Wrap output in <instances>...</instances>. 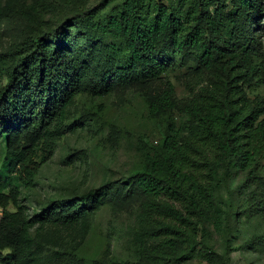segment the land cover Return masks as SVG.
<instances>
[{"label": "trees", "instance_id": "trees-1", "mask_svg": "<svg viewBox=\"0 0 264 264\" xmlns=\"http://www.w3.org/2000/svg\"><path fill=\"white\" fill-rule=\"evenodd\" d=\"M61 1L66 4L56 18H46L40 0L21 9L22 38L0 50V78L6 77L0 83V162L6 158L10 171L0 183V264H47L45 226L82 222L104 197L118 201L128 192L140 201L133 236L138 264L196 256L228 264L250 211L264 213V100L249 94L264 84L257 33L264 0ZM177 58L192 60L196 69L185 80L190 93L181 98L163 76ZM116 79L163 80L147 98L161 138L139 135L142 161L123 177L30 214L22 188L35 185L58 140L85 120L68 123L69 106L84 91L109 93ZM174 111L181 121L164 125ZM122 132L113 125L114 145ZM250 243L264 247V234ZM69 258L63 264H85L77 255ZM97 264L111 263L103 256Z\"/></svg>", "mask_w": 264, "mask_h": 264}, {"label": "rangeland", "instance_id": "rangeland-1", "mask_svg": "<svg viewBox=\"0 0 264 264\" xmlns=\"http://www.w3.org/2000/svg\"><path fill=\"white\" fill-rule=\"evenodd\" d=\"M32 1L13 0L9 3L8 0H0V50L10 48L22 38L26 21L20 10ZM40 1L46 18H56L59 9L66 4L61 0ZM100 2L89 0V5ZM257 33L264 50V14ZM179 58L171 63L163 76L175 83L177 96L181 98L190 93L185 80L187 76L192 78L196 69L192 60L184 62ZM5 80V76L1 77L0 83ZM162 86L163 80L132 84L130 80L116 79L111 91L105 95L93 97L87 91L78 94L69 106L66 121L85 120H81L80 125L58 140L53 156L42 164L35 185L22 188L20 200L28 212H39L58 198L87 194L103 182L123 177L136 167L142 161L138 149L139 135L147 134L152 140L161 138L158 123L149 115L147 98L150 93L162 89ZM249 94L252 98L264 100V84L253 86ZM181 117L179 111H174L164 117V125L169 122L178 124ZM113 125H119L123 130L120 141L115 145L110 139ZM262 164L264 166V159ZM8 176L9 161L3 158L0 162V183ZM128 194L118 201H115L114 196L104 197L95 215L72 226H45L42 234L47 242L44 256L47 264H63L65 256L72 260L74 255L85 264H97L103 256L108 257L111 264H138L139 256L135 251L133 236L138 226L136 217L140 201L132 193ZM245 197V194L239 197L238 203H244ZM10 209H14L13 205H10ZM244 222L229 254L228 264H264L263 245L250 243L255 235L264 234L263 211H250ZM213 242L220 250H224L218 240ZM71 264L78 262L74 260ZM172 264L209 263L196 256Z\"/></svg>", "mask_w": 264, "mask_h": 264}, {"label": "built area", "instance_id": "built-area-1", "mask_svg": "<svg viewBox=\"0 0 264 264\" xmlns=\"http://www.w3.org/2000/svg\"><path fill=\"white\" fill-rule=\"evenodd\" d=\"M0 213H2V209H0Z\"/></svg>", "mask_w": 264, "mask_h": 264}]
</instances>
